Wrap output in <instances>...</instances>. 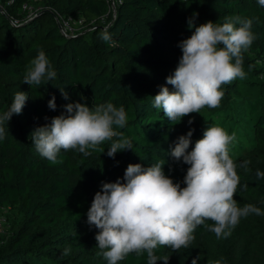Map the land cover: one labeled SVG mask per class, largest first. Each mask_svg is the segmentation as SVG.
Returning <instances> with one entry per match:
<instances>
[{
	"label": "trees",
	"instance_id": "1",
	"mask_svg": "<svg viewBox=\"0 0 264 264\" xmlns=\"http://www.w3.org/2000/svg\"><path fill=\"white\" fill-rule=\"evenodd\" d=\"M24 4L38 10L29 13ZM51 10L83 17L93 28L65 36ZM108 12V0H0V113L17 91L28 95L22 113L5 123L0 140V210H7L10 225L0 233V264H107L96 255L97 230L86 223L95 193L102 182H123L130 163H165V174L184 187L188 165L174 161L170 150L190 129V149L209 126L236 134L230 155L237 165L250 163L247 169L237 168L241 190L234 198L240 207L253 204L264 211V179H256V172L264 171V7L257 0H120L116 14ZM193 13H198L196 26L222 24L225 17L250 19L256 39L242 53L245 78L223 86L220 106L205 107L204 117L192 114L173 125L153 107L152 97L178 65V44L194 31L187 25ZM105 31L112 43L102 39ZM38 49L57 77L30 87L22 83L23 76ZM59 87L68 93L67 100ZM53 96L55 110L48 107ZM75 102L123 106L128 123L115 130L130 138L133 150L108 157V141L104 153L91 157L62 150V163L42 158L32 144V131ZM194 236L187 249L161 247L155 254L170 256L168 264H264V215L242 217L226 238L203 226ZM119 264H147V253L130 254Z\"/></svg>",
	"mask_w": 264,
	"mask_h": 264
},
{
	"label": "clouds",
	"instance_id": "2",
	"mask_svg": "<svg viewBox=\"0 0 264 264\" xmlns=\"http://www.w3.org/2000/svg\"><path fill=\"white\" fill-rule=\"evenodd\" d=\"M264 7V0H257ZM198 13L187 20L192 35L182 40V51L174 72L166 77L165 85L153 98V107L173 125L186 116L200 114L205 107L216 109L224 97V85L244 79L243 52L251 48L256 39L252 32V20L241 17H225L222 24L212 21L196 26ZM102 39L112 43V37L104 32ZM57 77L48 57L42 49L26 66L22 83L41 86ZM167 85H171V90ZM61 95L68 93L60 88ZM28 99L26 92L17 91L7 111L0 113V140L5 138V123L13 115H20ZM55 110V96L48 102ZM64 113L51 118L50 123L36 127L30 137L35 150L52 164L61 151H78L84 157L104 153L102 147L111 141L107 156L115 158L121 151L133 150L130 138L115 129H123L128 116L123 106L111 102L89 107L85 103H68ZM47 119V118H46ZM193 123L189 119L188 124ZM194 130H189L174 142L170 156L174 161L188 165L183 178L184 187L165 174L164 164L149 166L128 164L123 182H102L101 190L94 195L88 209L89 228L97 230V257L107 264H119L130 254L147 253V264L163 261L170 256H158L156 250L166 247L172 252L187 249L195 239L199 226L215 234L228 237L242 217L250 214L264 215L253 204L240 207L235 194L241 190V177L237 168L247 169L250 161L237 165L230 150L236 134H229L220 126H209L202 138L192 145ZM171 171V169H170ZM256 179H264V171L256 172ZM247 189V184L243 185ZM211 221V224L206 223ZM65 249L63 255H67ZM219 264V261L215 262Z\"/></svg>",
	"mask_w": 264,
	"mask_h": 264
},
{
	"label": "built area",
	"instance_id": "3",
	"mask_svg": "<svg viewBox=\"0 0 264 264\" xmlns=\"http://www.w3.org/2000/svg\"><path fill=\"white\" fill-rule=\"evenodd\" d=\"M109 3V12H112L113 15L116 14L117 4L120 3V0H108ZM23 9L28 11L29 13H34L38 10L32 5L24 4ZM53 13L56 22L59 25L60 31L65 35H73L78 32H86L93 28V26H89L86 24L85 19L83 17H73L62 15L57 11L51 10ZM6 209L0 210V233L4 234L9 229L10 225L6 216Z\"/></svg>",
	"mask_w": 264,
	"mask_h": 264
},
{
	"label": "rangeland",
	"instance_id": "4",
	"mask_svg": "<svg viewBox=\"0 0 264 264\" xmlns=\"http://www.w3.org/2000/svg\"><path fill=\"white\" fill-rule=\"evenodd\" d=\"M34 7L37 8V6H34ZM197 116H198V118L204 117L203 114H201V113L198 114ZM1 234H2V233H1Z\"/></svg>",
	"mask_w": 264,
	"mask_h": 264
}]
</instances>
